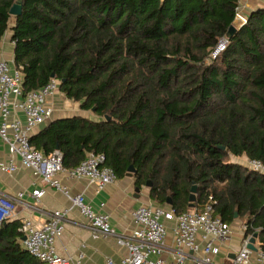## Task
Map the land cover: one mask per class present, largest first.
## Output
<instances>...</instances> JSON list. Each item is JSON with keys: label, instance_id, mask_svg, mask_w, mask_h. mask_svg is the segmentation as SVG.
Here are the masks:
<instances>
[{"label": "trees", "instance_id": "obj_1", "mask_svg": "<svg viewBox=\"0 0 264 264\" xmlns=\"http://www.w3.org/2000/svg\"><path fill=\"white\" fill-rule=\"evenodd\" d=\"M15 2L0 0V53L9 31L23 93L55 79L99 117L51 119L30 144L58 151L65 169L88 154L117 179L132 167L135 189L150 183L149 199L176 214L212 197L214 215L244 222L264 252V175L229 161L264 165V10L227 38L236 0H21L14 17ZM20 225H0V264H44L22 247Z\"/></svg>", "mask_w": 264, "mask_h": 264}, {"label": "built area", "instance_id": "obj_2", "mask_svg": "<svg viewBox=\"0 0 264 264\" xmlns=\"http://www.w3.org/2000/svg\"><path fill=\"white\" fill-rule=\"evenodd\" d=\"M236 1V17L246 22L241 12L243 0ZM227 43L225 37L221 38L211 50L210 60L217 59ZM22 82V67H15L13 62L0 56V141L8 152L7 161H0V173L12 175L19 164L31 171L41 184L60 191L71 205L63 211H51L41 225L29 219L20 221L18 231L24 238L20 243L31 256L44 264H82L83 251L71 258L60 256L56 250V241L64 232V217L75 208L90 228L92 239L114 237L116 244L126 251L118 262L107 258L99 264H264V252L256 240V251L247 247L252 236L244 237V223L239 226L243 232L239 248L234 252H221L220 244L230 239L232 229L214 215L212 197L201 209L192 208L181 214L154 203L141 205L131 212L133 229L127 234L116 233L107 214L95 212L85 203L83 194L71 195L58 180L59 175L71 180L86 179L99 193L117 180L114 171L104 165V155L88 154L77 167L65 169L58 151L46 156L29 142L34 131L53 117L50 99L59 93V81L52 79L44 87L26 94ZM245 167L264 175L260 161L245 158ZM45 191L33 189L31 197L37 203ZM23 195V192L17 193L15 198L0 195V225L14 219L16 199ZM229 253L234 254L233 259L228 258Z\"/></svg>", "mask_w": 264, "mask_h": 264}, {"label": "crops", "instance_id": "obj_3", "mask_svg": "<svg viewBox=\"0 0 264 264\" xmlns=\"http://www.w3.org/2000/svg\"><path fill=\"white\" fill-rule=\"evenodd\" d=\"M257 10H264V0H243L242 15L247 16ZM0 56L8 62H13V44L11 42H1ZM50 102L54 109L53 120L71 116L90 117L95 121L97 120L92 115H88L87 112L81 111L79 105H77L74 113H65L63 110L71 106L72 103L65 97L62 98L60 93L50 99ZM19 118L23 119L22 117ZM7 159V147L0 141V161H7ZM58 180L71 195L83 194L85 203L95 212L107 214L110 226L118 234H127L133 229L131 218L133 210L141 205L152 203L148 196V190L142 188L138 193L135 192L134 180L128 176L117 179L116 182L108 185L99 193L95 192L86 179L71 180L59 175ZM38 188L46 191L36 203L31 197V191ZM19 192H23L24 195L21 199H16L15 202L13 220L16 221L29 219L34 224L41 225L47 221L51 211H63L71 206L68 199L60 191L41 184L31 171L20 167L18 164V170L14 174L0 173V195L15 198ZM101 204H104L103 208L100 207ZM63 223V235L56 241V250L60 256L76 258L79 252L83 251L85 257L82 264H99L107 258L118 262L125 256V249L116 244L114 237L92 239L91 230L77 209H71L65 215Z\"/></svg>", "mask_w": 264, "mask_h": 264}, {"label": "rangeland", "instance_id": "obj_4", "mask_svg": "<svg viewBox=\"0 0 264 264\" xmlns=\"http://www.w3.org/2000/svg\"><path fill=\"white\" fill-rule=\"evenodd\" d=\"M12 24V19L9 20V27L10 25ZM6 39V40H5ZM2 41H5V42H10V32L7 31L6 35H5V38L2 39ZM62 98H64V96H62ZM71 101V100H70ZM71 106H69L67 109H64L63 111L67 114H71V113H74V111H76V107L77 105H79L78 103H75L73 101H71ZM79 107V106H78ZM88 115H93V112H87ZM92 117H95L97 120H99V117L97 116H92ZM229 161L231 162H234V163H239L241 165H244L245 166V158L244 157H241V158H235V157H229ZM143 189H146L148 190L149 192V188L145 186L142 187ZM141 188V189H142ZM153 203V202H152ZM244 222L242 221H239V220H235L232 222L231 225V229H232V234H231V237L229 240L227 241H224L220 244V248H221V252H225V251H228V252H234L236 251L239 246H240V241H241V237H242V234L243 232H241V230H239V226L241 224H243ZM224 255V254H223ZM222 255V256H223Z\"/></svg>", "mask_w": 264, "mask_h": 264}, {"label": "water", "instance_id": "obj_5", "mask_svg": "<svg viewBox=\"0 0 264 264\" xmlns=\"http://www.w3.org/2000/svg\"><path fill=\"white\" fill-rule=\"evenodd\" d=\"M21 10H22L21 0H16L14 5L10 8L9 14L11 16H14V17L19 16L21 14ZM244 24H245V21L243 20V18L240 17V16H237L235 18L234 22L232 23V25L229 27L228 32L226 34V37L230 38L234 34V32H236ZM51 77L53 78V75ZM133 172H134V169L132 167H129L127 176L131 177V174ZM146 187L150 188L151 184L150 183H146ZM135 192L138 193L139 190L135 189ZM195 194H196V187H192L191 194H190V197H189V202H190L191 205L195 202ZM167 205L170 206V203L168 202ZM256 239H257V235L256 234L254 236H252V238L250 239L249 244L247 246L250 250L256 251V248L254 247V243H255ZM22 240H24V238H22ZM228 258L229 259H233L234 258V254L233 253L228 254Z\"/></svg>", "mask_w": 264, "mask_h": 264}]
</instances>
